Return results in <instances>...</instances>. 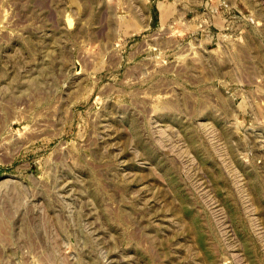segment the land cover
I'll return each instance as SVG.
<instances>
[{"label": "rangeland", "instance_id": "1", "mask_svg": "<svg viewBox=\"0 0 264 264\" xmlns=\"http://www.w3.org/2000/svg\"><path fill=\"white\" fill-rule=\"evenodd\" d=\"M0 264H264V0H0Z\"/></svg>", "mask_w": 264, "mask_h": 264}]
</instances>
